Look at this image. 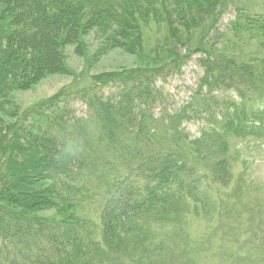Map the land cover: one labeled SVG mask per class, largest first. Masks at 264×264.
Wrapping results in <instances>:
<instances>
[{
	"label": "trees",
	"instance_id": "16d2710c",
	"mask_svg": "<svg viewBox=\"0 0 264 264\" xmlns=\"http://www.w3.org/2000/svg\"><path fill=\"white\" fill-rule=\"evenodd\" d=\"M129 2L0 0L5 46L10 50L5 60H21L40 74L54 68V41H61L60 33L68 38L82 28L81 22L93 25L96 18H109L115 6L120 16L112 17L114 22L122 33L130 34L136 23L149 19L153 6ZM24 4L27 9H20ZM156 7L161 14L150 20L173 30L181 41L176 26L187 22L180 15L181 7L176 6L180 13L173 8L163 12L160 2ZM235 8L231 30H237V38L242 31L259 38L262 56L241 61L226 54L215 47L219 35L204 37V44L187 55L201 54L203 74L196 89L201 106L196 109L222 114L221 124L204 127L221 130L223 149V134H244V120L257 116L246 102L264 90V13ZM39 47L48 51L46 58L36 52ZM179 65L180 61L171 63L168 69ZM21 73L22 85L30 83L28 72L22 69ZM120 77L121 90L86 101L85 117L70 120L63 108L45 111L44 125L27 139L37 153L36 160H24L28 173L14 174L8 160L0 161V264H78L88 253L95 259L104 250L125 246L140 231L138 223L145 214L179 208L192 197L189 193L204 173L217 172L222 183L229 179L227 160H204L212 147L204 140L203 130L198 139L189 140L176 128L192 118V112L196 114L192 102L171 112L162 107L160 116H155L153 106L160 101L131 77ZM221 90L230 92L224 110L216 104L218 100L214 102L215 92ZM50 208L54 210L50 215L39 214Z\"/></svg>",
	"mask_w": 264,
	"mask_h": 264
},
{
	"label": "rangeland",
	"instance_id": "374dc122",
	"mask_svg": "<svg viewBox=\"0 0 264 264\" xmlns=\"http://www.w3.org/2000/svg\"><path fill=\"white\" fill-rule=\"evenodd\" d=\"M127 1L141 7L152 3L149 19L136 23L130 34L122 33L120 24L112 18L120 16L115 6L109 18H96L93 25L81 22L82 28L75 29L74 35L67 38L60 33L61 41L55 40L54 50L51 48L57 58L54 68L41 74L21 60H5L10 50L5 46L6 23L0 19V161L8 160L12 173H28L24 160H36V150L31 149L27 139L44 125L47 110L63 108L70 120L85 117L86 101L91 96H106L122 89L117 82L119 76L131 77L160 101V105L153 106L155 116H160L162 107L171 112L192 102L193 108H199L196 87L203 74L201 54L187 55L203 45V38L212 32L222 36L216 48L241 61L263 55L259 38H251L244 31L237 38V30L231 27L235 6H243L250 14L264 13V0ZM157 2L163 12L173 8L180 13L176 6L181 7L180 15L187 21L176 26L181 41L173 30L150 20L161 14ZM27 7L24 4L20 9ZM36 52L43 56L41 59L48 55L42 47ZM179 61V66L168 69ZM22 69L28 72L26 78L31 76L30 83L22 85ZM145 70L151 71L149 82ZM229 94L224 90L215 92L214 102L218 100L216 104L223 110ZM257 96L246 104L262 112L260 120L245 119L244 134L239 136L223 134L224 149L220 146L221 130L212 132L204 127L221 124L222 114L214 109L209 113L196 109V114L192 112L193 117L183 122L184 132L190 137L199 138L203 130L204 140L212 147L204 160H227V183L220 181L217 172L204 173V179L190 191L192 197L179 208L153 211L141 218L138 226L142 236L138 237L139 231L121 249L104 250L105 254L95 259H90L88 253L78 264H264V90ZM37 109L43 111L38 113ZM53 211L45 209L39 214L50 215Z\"/></svg>",
	"mask_w": 264,
	"mask_h": 264
}]
</instances>
